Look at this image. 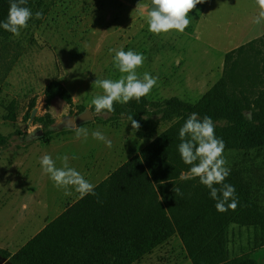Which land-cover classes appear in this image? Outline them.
<instances>
[{
	"label": "rangeland",
	"instance_id": "rangeland-1",
	"mask_svg": "<svg viewBox=\"0 0 264 264\" xmlns=\"http://www.w3.org/2000/svg\"><path fill=\"white\" fill-rule=\"evenodd\" d=\"M150 9L151 0H49V10L41 22L36 27L28 22L15 35L23 41L33 34L34 37L0 88V135L8 137L0 145V248L17 250L69 200L64 198L63 203H57L64 189L55 187L43 171L41 156L48 154L56 160L67 155L69 166L84 177V171L102 161V173L88 180L94 184L176 120V116L167 121L155 120L149 135L142 138L136 136L137 130L129 119L103 123L93 118L79 125L87 130V138H77L72 128L67 133L54 130L43 139L38 138L52 139L51 142L25 139L30 131L46 128L40 117H51L54 125L64 115L78 113L79 104L93 106L92 99L104 94L93 85L96 79L116 80L126 75L114 66L115 53L110 49L133 50L145 57L135 71L141 78L144 72L158 77L146 95L149 100L178 96L188 102L197 101L208 85L221 76L227 51L255 39L251 46L264 56V43L258 40L264 34V21L252 22L258 11L254 0H203L189 13L190 23L183 32L170 30L160 34L148 31L146 16ZM51 79L60 80L68 88L72 103L55 97L45 104L43 90ZM11 98L16 99L15 122L3 119ZM92 112L94 117L106 115ZM95 130L111 140L110 148L93 139L91 133ZM8 158L10 163L6 162ZM223 158L228 168L253 167L258 171L253 172L257 175L256 184L264 183V146L224 149ZM60 166L57 160V167ZM246 175L252 178L249 173ZM19 195L31 201L23 216ZM27 219L30 223L24 225L21 221ZM236 226H228L229 256L253 249L259 264H264V229L259 234L251 227ZM0 264L10 263L0 255ZM135 264L192 263L179 239L173 237Z\"/></svg>",
	"mask_w": 264,
	"mask_h": 264
},
{
	"label": "trees",
	"instance_id": "trees-1",
	"mask_svg": "<svg viewBox=\"0 0 264 264\" xmlns=\"http://www.w3.org/2000/svg\"><path fill=\"white\" fill-rule=\"evenodd\" d=\"M24 6L31 9L28 22L36 27L49 10V0H27ZM8 11L9 0H0V22ZM37 11L42 12L39 19ZM31 39L23 41L0 28V87ZM254 40L225 53L221 76L195 102L178 96L163 100L144 96L127 104L114 102V112L104 110L105 116L94 117L106 123L133 116L140 124L136 131L140 138L149 135L155 120L177 118L98 182L96 195L80 197L17 250L0 248V255L10 264H135L177 237L192 264H259L253 249L228 256L229 224L251 227L259 234L264 229V209L252 199L251 183L240 169L229 168L224 183L235 187L237 207L217 211V201L198 177L181 178L191 165L178 151L179 129L193 112L200 119L211 117L225 149L264 146V56L251 46ZM258 40L264 43V34ZM43 93L46 105L55 97L72 103L71 92L58 79H51ZM84 108L78 105V111ZM5 109L3 118L15 122L16 99L11 98ZM39 119L46 127L40 139L57 130L51 128V117ZM7 138L0 135V145Z\"/></svg>",
	"mask_w": 264,
	"mask_h": 264
},
{
	"label": "clouds",
	"instance_id": "clouds-1",
	"mask_svg": "<svg viewBox=\"0 0 264 264\" xmlns=\"http://www.w3.org/2000/svg\"><path fill=\"white\" fill-rule=\"evenodd\" d=\"M203 0H151V9L147 12L146 22L148 31L154 34L161 32L167 33L170 30L183 32L189 25V13L202 3ZM257 6V14L252 18L254 24H260L264 21V0H254ZM27 0H9V11L7 19L0 22V28L19 35L21 28L27 27L28 20L33 16L30 8L25 7ZM139 7V4L137 5ZM37 19L42 17V12L35 13ZM114 52V66L121 75L119 79H96L93 85L103 90V95L95 96L91 104L97 114L104 110L111 113L115 109L114 102L127 104L130 100L146 96L150 90L157 84L158 77H153L150 73L144 72L142 78L136 73V69L142 66L145 57L133 50L124 51L123 49H110ZM132 128L138 130L140 124L128 117ZM73 128L76 137L83 135L87 138V130L79 127L73 122ZM29 135H32L30 132ZM93 139L105 143L107 147L112 146L111 140L100 132L95 130L91 133ZM179 138L181 143L178 145V151L185 164L191 165L188 175L182 174V179L199 178L202 185L210 190V196L216 200L215 208L217 211L224 212L229 209L235 210L237 199L235 198V187L224 183L225 178L229 176L230 169L226 167V160L223 158L225 143L222 138L215 135V124L211 117L205 115L203 119L193 112L189 114L183 126L179 129ZM57 160L60 161V167H57ZM67 155L58 156L54 160L50 155L45 154L40 157L39 163L43 171L49 175L54 186L63 188L66 196L71 195L70 188L80 194L83 198L86 195H96L95 185L90 183L75 168L70 167ZM214 185H221L219 188ZM179 193V189H173Z\"/></svg>",
	"mask_w": 264,
	"mask_h": 264
},
{
	"label": "crops",
	"instance_id": "crops-1",
	"mask_svg": "<svg viewBox=\"0 0 264 264\" xmlns=\"http://www.w3.org/2000/svg\"><path fill=\"white\" fill-rule=\"evenodd\" d=\"M220 77V76H219ZM218 77V78H219ZM217 78V79H218ZM216 79V80H217ZM5 83H6V81H5ZM213 84V83H212ZM211 84V85H212ZM210 85V86H211ZM209 85H208V87L206 88V90L210 87ZM0 88H3V87H0ZM204 93V92H203ZM202 93V94H203ZM174 117V116H173ZM173 117H171V118H173ZM4 119V118H3ZM5 120V119H4ZM168 119H164V120H159L160 122L161 121H167ZM168 127V126H167ZM166 127V128H167ZM60 138V137H59ZM38 139V138H37ZM32 140H34V139H32ZM38 140H40V139H38ZM52 141V139H50V140H40V142H42V143H45V142H51ZM38 142V141H37ZM2 145V144H1ZM28 147V146H27ZM21 150H23V149H21ZM9 159V160H8ZM7 160H6V162L7 163H10V161H11V159L10 158H8ZM13 162H14V159H13ZM101 163H102V161H101ZM101 163H96L95 165H92L90 168H88L86 171H84V172H86V175H85V179H87V180H89V179H93V178H95V177H97L98 175H100L101 173H102V170H99V166L101 165ZM121 164V163H120ZM119 164V165H120ZM19 165H22V164H19ZM17 166V162H15L14 164H13V167L15 168ZM237 169H240L241 170V172H242V174H243V176H244V178L248 181V182H250L251 183V185H252V199L253 200H255V201H257V203L259 204V206L262 208V209H264V194H263V192H262V188H264V183H262V184H260V185H257L256 184V182H255V177L257 176L256 174H254L253 172H258L257 170H255L253 167H251L250 169H243V168H237ZM260 172V171H259ZM110 173V172H109ZM108 173V174H109ZM246 173H249V175L250 176H252V178H248L247 177V175H246ZM108 174H105L102 178H100V180H98L97 182H95L94 183V185H96L98 182H100L102 179H104L106 176H108ZM262 178H263V176H261ZM21 185V184H20ZM259 187V188H258ZM257 189H258V193H257ZM64 191L65 190H63V194H60L59 196H58V201H57V203H63V199L65 198V199H67V198H69V200L66 202V204H64V206H63V208L59 211V213H61L68 205H70V204H72L73 202H75L77 199H79L80 198V194L79 193H77V192H75V190L73 189V188H70L69 189V191H71V195H68V196H66L65 194H64ZM0 194H1V192H0ZM9 194H11V193H9ZM20 196V195H19ZM21 197V205H22V212H20V215L21 216H23L24 214H26V211L29 209V206H30V203H31V201H30V199L28 200V202L26 201V199H24V197H22V196H20ZM27 202V203H26ZM44 203H46V201L44 202ZM58 213V214H59ZM57 214V215H58ZM56 215V216H57ZM55 216V217H56ZM28 217H30V215L28 216ZM54 218V217H53ZM52 218V219H53ZM52 219H49V220H47V222H45L43 225H42V227L43 226H45L50 220H52ZM29 219H27V220H22L21 222L24 224V225H28L30 222L28 221ZM21 223V224H22ZM41 227V228H42ZM237 228H241V227H239V226H236ZM40 228V229H41ZM37 233V232H36ZM35 233V234H36ZM228 256H229V254H228ZM233 256V255H232ZM231 256V257H232ZM230 257V256H229Z\"/></svg>",
	"mask_w": 264,
	"mask_h": 264
},
{
	"label": "water",
	"instance_id": "water-1",
	"mask_svg": "<svg viewBox=\"0 0 264 264\" xmlns=\"http://www.w3.org/2000/svg\"><path fill=\"white\" fill-rule=\"evenodd\" d=\"M35 113V110L32 111L31 118L33 117ZM94 118L93 112L90 107H85L83 110L79 111L76 114H67L64 115L58 123L51 126V128L61 130L63 128H73V122L77 126L80 124L86 123L88 121H92ZM32 133V135H29V133ZM26 135V140H32L41 137L44 134V130L42 127H38L33 131H30Z\"/></svg>",
	"mask_w": 264,
	"mask_h": 264
}]
</instances>
